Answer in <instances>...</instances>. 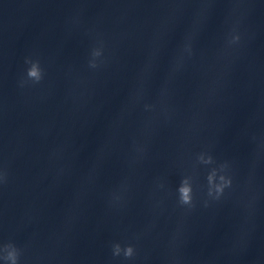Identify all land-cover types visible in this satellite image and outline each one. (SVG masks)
<instances>
[{"label": "water", "instance_id": "1", "mask_svg": "<svg viewBox=\"0 0 264 264\" xmlns=\"http://www.w3.org/2000/svg\"><path fill=\"white\" fill-rule=\"evenodd\" d=\"M0 264H264V0H0Z\"/></svg>", "mask_w": 264, "mask_h": 264}, {"label": "clouds", "instance_id": "2", "mask_svg": "<svg viewBox=\"0 0 264 264\" xmlns=\"http://www.w3.org/2000/svg\"><path fill=\"white\" fill-rule=\"evenodd\" d=\"M30 74H31V75H35V74H36L35 69L31 70ZM218 187H219V186H218ZM183 191H184L185 193H187V189H186V188L183 189ZM184 199H185V200L188 199L187 195H185ZM129 251H130V250H129Z\"/></svg>", "mask_w": 264, "mask_h": 264}]
</instances>
